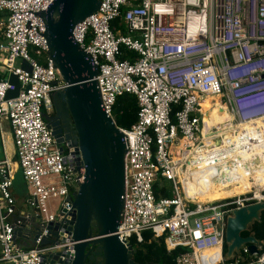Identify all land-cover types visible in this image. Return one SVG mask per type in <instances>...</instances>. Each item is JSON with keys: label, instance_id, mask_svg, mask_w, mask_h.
<instances>
[{"label": "built area", "instance_id": "1", "mask_svg": "<svg viewBox=\"0 0 264 264\" xmlns=\"http://www.w3.org/2000/svg\"><path fill=\"white\" fill-rule=\"evenodd\" d=\"M52 1L0 0V12H6L0 19V264H48L49 251L71 244L67 197L83 170L71 145L59 150L43 118L52 111L51 93L64 85L45 55L38 16ZM98 1L70 36L97 69L99 107L111 122L117 95L131 93L137 104L128 127L114 124L125 146L117 239L140 242L149 231L162 238L166 251L182 248L174 264H264L261 245L249 253L241 244L226 258L222 242L233 209L264 202V0ZM115 19L125 33L118 23L110 25ZM120 46L134 53L131 60L117 58ZM210 96H220L218 106L225 108L218 122H209L218 116L214 103L203 106ZM179 139L176 160L170 147ZM17 169L26 211L16 206ZM214 184L242 191L203 201L184 192V186L210 190ZM154 185L170 195L155 196Z\"/></svg>", "mask_w": 264, "mask_h": 264}, {"label": "water", "instance_id": "2", "mask_svg": "<svg viewBox=\"0 0 264 264\" xmlns=\"http://www.w3.org/2000/svg\"><path fill=\"white\" fill-rule=\"evenodd\" d=\"M98 4V0H53L38 12L44 25L45 55L64 83L50 95L53 114L47 124L60 151L61 139L68 140L83 170L77 189L67 197L70 219L66 230L71 244L49 251L48 264H84L85 259L91 261L94 255L99 256V264H137L131 258L130 244L119 241L114 234L122 208L123 135L99 107L96 67L70 36L73 25L94 12ZM9 81L17 83L14 75L9 76ZM15 94L16 89L6 96ZM12 186L17 194L24 191L19 169L13 175ZM263 209L264 202H257L233 209L226 216V258L241 244H246L249 253H256L260 242L250 234L241 236L240 232L249 230ZM32 220L36 223L38 216L33 215ZM19 233L16 230L14 235ZM34 235L31 233L30 241Z\"/></svg>", "mask_w": 264, "mask_h": 264}, {"label": "trees", "instance_id": "3", "mask_svg": "<svg viewBox=\"0 0 264 264\" xmlns=\"http://www.w3.org/2000/svg\"><path fill=\"white\" fill-rule=\"evenodd\" d=\"M6 12H0V19L5 18ZM119 24L120 32L125 33V28L121 24L119 19H115L110 22V25ZM120 54L117 56L119 59H129L131 60L134 56V53L123 46L119 47ZM31 53V52H30ZM32 54V53H31ZM33 55V54H32ZM37 61L40 64L45 63V56L39 55L36 56ZM3 76L0 73V77ZM137 104L135 100V96L131 93H121L117 95L114 99L113 105L111 107V114L114 121V124L119 127H128L136 117ZM196 169V167H194ZM222 189V190H221ZM218 189L217 194L214 186L209 189H200L192 190L193 192L187 193L184 188V192L186 196L195 198L197 201L203 200H215L221 199L223 197L232 196L231 192L232 188H222ZM240 193L242 191V186L238 187ZM229 191L228 193L224 192ZM153 192L155 196L162 194L164 196H169L170 193L166 189H158L156 185L153 186ZM142 234V240L140 242L135 241L134 237L131 236L128 239V243L132 247V255L131 258L137 264H174L175 255L182 250L181 247H177L173 250L166 251L162 238H154L152 237L149 231H144ZM252 235L257 241L260 242V249H258L257 253L264 252V209L259 213L258 221H253L250 224L249 230H244L240 232L241 236ZM225 250V243L223 241V251ZM247 257L246 259H249Z\"/></svg>", "mask_w": 264, "mask_h": 264}, {"label": "bare ground", "instance_id": "4", "mask_svg": "<svg viewBox=\"0 0 264 264\" xmlns=\"http://www.w3.org/2000/svg\"><path fill=\"white\" fill-rule=\"evenodd\" d=\"M221 97L220 96H210V97H203V101H204V107H208L209 105H208V103L209 102H211V103H214V105H218V104H221ZM216 109H218V116H215V115H213L212 117H210V119H209V122L212 120L213 122H218V121H220V119H221V117H223V115H226V112H225V108L223 107V105H221V106H219L218 108H216ZM213 114H214V111H213ZM183 145V141H181V139H179V140H177L176 142H174V143H172V145H171V147H170V151H171V153H172V158L173 159H176V160H180L181 158H180V152H179V148L181 147ZM184 147V149H187V146H186V148H185V146H183ZM183 149V150H184ZM188 166L190 167L189 168V170H191V167H194V166H190L189 165V163H188ZM181 170H182V162L180 161V167H179ZM195 169V168H194ZM214 186V188H215V191H216V193L217 194H219L218 193V189H221V185H219V184H214L213 185ZM184 188H185V191L187 192V193H191V191L192 190H190V189H187L185 186H184ZM232 189H233V191L232 192H235L236 194H239L240 193V191H239V189H238V186H236V187H231ZM200 189H203V188H200L199 187V190ZM220 195V194H219Z\"/></svg>", "mask_w": 264, "mask_h": 264}, {"label": "rangeland", "instance_id": "5", "mask_svg": "<svg viewBox=\"0 0 264 264\" xmlns=\"http://www.w3.org/2000/svg\"><path fill=\"white\" fill-rule=\"evenodd\" d=\"M214 107H216V108H218L219 106L218 105H215ZM212 112V111H211ZM210 118V117H209ZM6 141H5V143H4V146H5V150H6V154H7V156H10L9 158L10 159H14V157L12 156V150H13V148L11 147V145L9 144V139L8 138H6L5 139ZM1 148H2V145H1V143H0V158L3 156L2 155V151H1ZM163 184L166 186V187H169V185H168V183L167 182H163ZM197 190H199V188H197ZM222 190V189H221ZM224 192H226V193H228L229 191H225V190H223ZM191 192H193V191H191ZM231 194L232 195H235L236 193L235 192H231ZM25 195H21V196H19L17 199H16V202L17 203H20L21 205H22V209H27V206L24 204V201L23 200H25ZM47 206L49 207L50 205H49V202H47Z\"/></svg>", "mask_w": 264, "mask_h": 264}, {"label": "flooded vegetation", "instance_id": "6", "mask_svg": "<svg viewBox=\"0 0 264 264\" xmlns=\"http://www.w3.org/2000/svg\"><path fill=\"white\" fill-rule=\"evenodd\" d=\"M52 114H53V110L51 111V112H49V113H47V114H44L43 115V118L45 119V121L47 122V123H50L51 121H52V119H51V116H52ZM60 128L62 129V134H64V132H63V126H62V124H60ZM68 144V140H65V139H61V141H60V147H61V151H65V149H66V145ZM224 240H222V242H223ZM90 255V254H89ZM84 264H99V256H93V260H91V261H89V260H87V259H85V262H84Z\"/></svg>", "mask_w": 264, "mask_h": 264}, {"label": "crops", "instance_id": "7", "mask_svg": "<svg viewBox=\"0 0 264 264\" xmlns=\"http://www.w3.org/2000/svg\"><path fill=\"white\" fill-rule=\"evenodd\" d=\"M2 131H3V139H4V143H5V139L8 138L9 139V144L11 145V140H10V135H9V131H8V128H7V125L5 123H3L2 125ZM12 147V145H11ZM21 194H17L16 196V199L20 196ZM16 206H17V209H22V205L20 203H17L16 202ZM23 210H28L27 209H23ZM21 244H23V240L21 239ZM2 264V263H1Z\"/></svg>", "mask_w": 264, "mask_h": 264}]
</instances>
